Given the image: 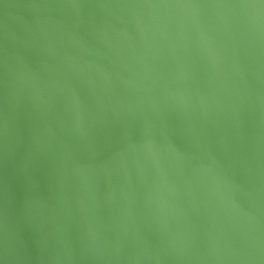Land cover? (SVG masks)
Instances as JSON below:
<instances>
[{"label": "water", "instance_id": "1", "mask_svg": "<svg viewBox=\"0 0 264 264\" xmlns=\"http://www.w3.org/2000/svg\"><path fill=\"white\" fill-rule=\"evenodd\" d=\"M0 264H264V0H0Z\"/></svg>", "mask_w": 264, "mask_h": 264}]
</instances>
